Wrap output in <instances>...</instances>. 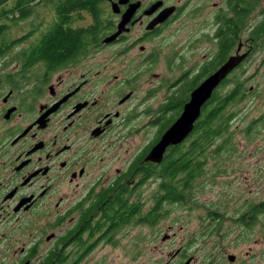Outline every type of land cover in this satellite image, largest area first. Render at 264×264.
<instances>
[{"label":"flooded vegetation","instance_id":"flooded-vegetation-1","mask_svg":"<svg viewBox=\"0 0 264 264\" xmlns=\"http://www.w3.org/2000/svg\"><path fill=\"white\" fill-rule=\"evenodd\" d=\"M220 4L99 0L97 18L79 12L89 16L88 25L75 27L72 19L59 24L69 37L49 52L48 61L38 59L37 53L28 61L9 55L24 44L22 51L34 47L39 34L26 21L21 23L20 44L0 55V264L89 263L95 250L118 241L113 240L116 230L107 234L111 225L106 214L120 220L122 205L125 214L141 207L137 197L142 187L155 186L149 199L155 194L159 198L148 212L156 219L163 203L173 202L166 187L170 177L157 172L163 157L158 163L145 161L151 149L183 112L192 91L233 54L242 60L228 80L250 54L264 67V50L258 55L253 50L264 45V0ZM128 10L133 13L124 21ZM167 10L172 12L158 22ZM179 19L181 30L168 34ZM50 20L44 18L39 29L45 30ZM175 36L177 46L172 44ZM233 36L235 43L244 37L247 48L240 54L241 42L230 45L227 60L219 65L220 42L228 47ZM202 38L214 47L208 58L199 54ZM159 68L167 71L154 74L155 86L145 75ZM201 176L187 186H195ZM184 197L178 203L188 205L192 196ZM263 201L249 205L247 200L238 208L244 212L231 219L249 228L264 210ZM208 212L213 227L219 226L223 214ZM132 218L130 223L138 222V216ZM173 243L160 240L151 249L160 252L154 264H264L263 253L234 254L227 240H216L209 252H189L193 240H179L176 249L164 251Z\"/></svg>","mask_w":264,"mask_h":264},{"label":"rangeland","instance_id":"rangeland-1","mask_svg":"<svg viewBox=\"0 0 264 264\" xmlns=\"http://www.w3.org/2000/svg\"><path fill=\"white\" fill-rule=\"evenodd\" d=\"M213 2L221 5V0ZM37 10L46 11L44 7H38ZM46 14L47 12L44 13V18H51ZM80 16L81 18L74 22L75 27L90 23V18L85 12L80 13ZM181 20L170 27L167 33L176 34L181 30ZM21 26L23 25L11 28L9 32L11 40L18 39L22 32ZM178 41L179 37L175 36L172 44L177 46ZM239 42L243 44L239 52L242 54L247 48V43L244 37L236 42L237 46ZM26 47L24 44L22 49ZM213 48L207 38H202L198 43V49L201 50L199 54H206V58L209 57V49ZM22 49L12 50L9 55L17 57ZM259 49H262V45ZM253 50L255 55H258L257 46ZM259 56L261 57L262 53ZM233 57L236 55L233 54ZM258 63L259 59H254L250 54L248 60L235 70V80L242 84L244 95L241 102L228 107L229 113L233 115L227 126L232 147L219 157L216 154L210 155L218 144L217 139L214 140L212 148L207 151L205 171L201 178L195 181L196 185L191 187L192 198L189 204L164 202L162 213L156 219L155 215L151 216L153 212H148L154 200L159 198L155 194L153 200L149 199L151 192L155 191V186L142 187L137 203L141 204L139 216L148 212L144 220L117 229L113 234V240L118 241L113 246L99 247V250L90 255L89 263L85 264H154L156 258L160 257V252H152L151 249H154L160 240H174L172 246L164 251L176 249L179 240H193L189 252L199 253L203 248L204 252H209L216 240H227L231 243L230 250L234 254L254 251L264 255V210L256 214V221L250 224L249 228L231 219H236L244 212L238 211V208L247 200L249 205L264 200V67ZM187 66L190 64L186 63L185 67ZM172 70L173 68H170L168 72ZM161 71L166 75L167 70L159 68L150 69L145 77L153 80L157 86L154 74ZM185 86L184 84L180 86L179 95ZM229 88L233 86L230 85ZM164 90L165 88L158 93L159 98H162ZM156 183L160 184L159 181ZM208 210H216L223 214L219 226L213 227ZM165 235L169 238L166 239Z\"/></svg>","mask_w":264,"mask_h":264},{"label":"trees","instance_id":"trees-1","mask_svg":"<svg viewBox=\"0 0 264 264\" xmlns=\"http://www.w3.org/2000/svg\"><path fill=\"white\" fill-rule=\"evenodd\" d=\"M34 1H37V3L33 4ZM98 4L99 0H0V55L3 56L9 53L16 45L20 44L18 42L22 39L20 38L18 41L11 40L9 32L11 28L20 27L21 23L26 21L31 29L39 30V34L32 43L34 47L25 51L20 50L16 59L28 61L37 53L38 59L50 60L48 58L49 52L60 44L61 40L69 37L63 33V29H61L63 27L60 28L59 24L62 22V25H65L70 19L75 22L76 19L81 18L80 10H85L94 18H97L98 11L96 6ZM38 7H49L46 12L51 16L49 26L42 31L39 28L44 18H41L40 14L44 10H37ZM56 30L57 32H55ZM262 33L264 34V29H262ZM78 36L79 33L73 34L75 40ZM236 38L235 36L230 38L228 47L225 45V41L220 42L221 46L218 49L219 65L227 60L230 54V45H235ZM263 48L264 45H262ZM262 49L258 50L263 51L264 49ZM230 85L233 88L230 89ZM241 85L239 81L235 80V75H233L231 80L223 79L213 89L210 98L202 105L199 119L193 125V132L186 138L188 140L186 141L187 143L166 148L162 165L157 168V172L161 176L167 174L170 177L166 187L169 190V199L173 201L172 203H178L184 196H191L189 194L191 187L187 185L193 182L199 173H204L207 151L212 148L215 139H217L218 144L214 152H210V155L216 154L219 157L231 149L232 144L231 140H229L227 126L233 115L229 113L228 107L242 101L244 90ZM172 109L174 107L170 108V110ZM171 123L172 121L168 123L166 129ZM184 173L186 175L185 178L178 177L179 175H184ZM182 182L185 184H181ZM121 210L122 216L120 220L114 214H111V216L106 214L109 219V225H111L107 230V234L112 235L115 230L129 224L133 219V215L138 216V222L144 219L142 215L139 216L140 206H137L135 210H128L127 214H125L126 204H124L121 206ZM114 221H118V223H113Z\"/></svg>","mask_w":264,"mask_h":264},{"label":"water","instance_id":"water-1","mask_svg":"<svg viewBox=\"0 0 264 264\" xmlns=\"http://www.w3.org/2000/svg\"><path fill=\"white\" fill-rule=\"evenodd\" d=\"M126 0H121L125 2ZM172 10L161 12L157 21L161 22L168 17ZM133 10H128L123 17L127 21ZM242 56L230 57L224 65L211 74L190 94L183 112L175 122L163 133L159 142L151 149L145 161L158 163L161 161L167 147L180 144L193 130L194 122L200 116L202 105L210 98L213 89L227 77V75L240 63Z\"/></svg>","mask_w":264,"mask_h":264}]
</instances>
